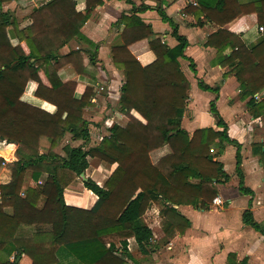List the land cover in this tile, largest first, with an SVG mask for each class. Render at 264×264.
Returning a JSON list of instances; mask_svg holds the SVG:
<instances>
[{
  "label": "trees",
  "instance_id": "obj_1",
  "mask_svg": "<svg viewBox=\"0 0 264 264\" xmlns=\"http://www.w3.org/2000/svg\"><path fill=\"white\" fill-rule=\"evenodd\" d=\"M5 1L10 0H0V139L18 143L15 150L18 159L6 162L0 156V166L5 163L12 174L0 186V252H5L0 258L16 251L13 261L0 259L1 262L18 264L16 258L26 253L33 264H142L128 248V238L134 237L139 252L154 251V232L144 219L152 203L163 217L165 242H168L191 224L179 206L208 209L218 194L217 183L230 178L211 150L216 143L223 148L234 141L215 101L210 106L220 128H198L190 136L181 123L190 81L183 73L179 58L185 57L188 38L179 32L178 24L162 8V0L157 11L171 25L172 35L177 39L175 46L162 42L152 25L137 14L122 15L119 21L126 22L123 35L129 37L143 32L150 38L155 59L142 65L127 45L111 48L114 64L125 72L118 108L129 120L125 126L113 122L98 142L86 146L91 131L83 112L91 102L94 89L87 85L78 94L77 83L63 82L58 71L65 63H71L80 76L90 78V74L81 68L80 50L62 54L60 49L81 34L84 22L104 0H85L84 10L76 9L77 0H46L33 6L32 23L23 28H19L9 9L2 8ZM196 1L198 4H189L190 10L186 8V11L196 17L203 15L219 26L209 35L207 45L215 47L238 70L248 64L255 66V47L249 52L240 38L224 26L237 15L255 13L258 24L264 27V0ZM10 26L16 37L26 42L29 55L20 54L14 47L8 32ZM262 42L264 34L259 43ZM235 46L241 49V54L239 50L236 52L237 63H234ZM188 59L195 70L194 61ZM30 66L41 67L45 72L49 85L39 84L35 96L55 105L54 111L22 98L30 79ZM199 86L215 93L219 91L218 85L212 87L204 81ZM261 88L249 85V92L254 94ZM41 137L50 139L46 150L40 148ZM77 140L83 143L72 144ZM59 145L64 154L57 150ZM165 145L170 151L154 162L151 152ZM89 156L116 163L103 185L89 176L83 183L98 196L91 211L117 221L96 228L93 235L60 245L52 241H28L26 237L33 230L50 229L55 222L67 218L64 190L86 171ZM240 165L241 155L237 151L240 192L252 193L244 185ZM43 173L47 174L46 179L39 182ZM28 178L36 184H28ZM70 221H74L72 213ZM243 222L264 235L262 225L254 219L251 210L244 211ZM84 227L79 226L78 232L88 234L91 228ZM247 262L248 258L238 261L234 253L228 256V264Z\"/></svg>",
  "mask_w": 264,
  "mask_h": 264
},
{
  "label": "crops",
  "instance_id": "obj_2",
  "mask_svg": "<svg viewBox=\"0 0 264 264\" xmlns=\"http://www.w3.org/2000/svg\"><path fill=\"white\" fill-rule=\"evenodd\" d=\"M39 1L10 0L5 1L2 8L8 9L5 7L18 4L23 6L27 12L21 17L17 14L14 16L19 28H23L32 23L30 12L33 6L46 0ZM132 1L134 3L127 0H104L94 8L90 17L84 22L80 30L81 34L73 37L60 49L62 54L71 50H80L83 58L81 68H86L88 76L90 74V78L80 76L71 63H65L59 69L58 74L63 82L77 83L78 94L83 93L87 85H91L95 90L97 84L106 82L108 91L104 101L99 104L90 102L83 112V117L89 121L91 131L86 146L98 142L102 135L108 133V127L113 122L125 126L129 120L128 115L118 108L120 87L125 79V72L114 64L111 48L127 45L142 65H147L155 59L149 44L150 38L143 32L129 37L123 35L126 22L119 21L122 15L137 14L146 23L152 25L154 33L162 42L169 46L177 44V39L172 35L171 25L164 21L157 11L161 0ZM162 2V8L178 24L179 32L186 35L189 41L185 49V57L179 58L183 73L190 81L182 126L190 136L198 128L210 126L220 128L216 124L210 106L211 101H215L219 114L227 123V132L234 141L223 148L216 143L211 150L216 154L215 159L222 162L223 170L230 178L216 185L218 190L216 196L221 197V204L216 205L212 202L208 209L192 205L179 206V209L190 219L191 224L184 233H177L168 242H164V245L159 243L161 236L156 228L160 225L161 215L157 205L152 203L147 208L144 219L154 232V251L149 254L139 252L134 237L128 238V248L133 257L138 258L137 260L142 264H228L230 253H234L238 261L248 258L247 264H264V235L243 222V213L249 209L264 230V42L259 43L264 32L259 30L260 25L255 13L237 15L225 24L224 27L237 35L249 52L255 47L253 52H256L257 64L255 66L248 64L238 70L223 54L218 53L215 47L207 45L209 35L219 26L203 15L196 17L191 11H186L189 4H198L196 0H162ZM144 6L147 8L142 10ZM85 8V0H77L76 9ZM8 32L17 51L29 55L30 49L26 42L16 37L11 26ZM233 50H235L234 63H237L239 58L236 52L239 49L235 46ZM239 53L241 54V49ZM226 54L229 55L230 51ZM188 58L194 61L195 70L190 67ZM29 70L31 75L22 98L54 111L55 105L35 96L39 84L49 85L45 72L41 67L36 66H30ZM200 81L212 87L218 85V93L200 88ZM249 85L262 88L253 94L249 92ZM132 113L144 121L137 111L133 110ZM81 143L82 140H77L72 144ZM40 144L42 150L44 145L49 146L50 139L41 137ZM17 147L18 143L12 150L10 158L2 157L7 162L17 160L18 156L15 155ZM169 151V147L165 145L157 149L154 155L159 159ZM237 151L241 155L240 168L244 185L252 193L240 192V176L236 170ZM88 161L89 166L84 176L77 177L64 190L67 218L55 222L50 229L33 230L26 237L28 241L31 240L33 243L52 241L60 245L93 235L96 228L117 221L91 211L98 196L83 183L84 178L89 176L103 185L115 169L116 163H108L91 156L88 157ZM11 175L7 165L2 164L0 185L8 182ZM44 175L46 173L42 174L39 182H43ZM28 184L35 185L36 182L30 178ZM70 213L74 215L73 223L70 221ZM81 225H85V229L91 228L88 234L78 232ZM13 254L16 255V251L0 259L12 261L10 257ZM0 256H5V252L1 251ZM16 262L33 264L26 253L19 255Z\"/></svg>",
  "mask_w": 264,
  "mask_h": 264
},
{
  "label": "rangeland",
  "instance_id": "obj_3",
  "mask_svg": "<svg viewBox=\"0 0 264 264\" xmlns=\"http://www.w3.org/2000/svg\"><path fill=\"white\" fill-rule=\"evenodd\" d=\"M36 1H38V0H36ZM40 1H43V0H40ZM39 1V2H40ZM5 7V6H4ZM5 8H8L11 12H12V14L15 16V14H17L18 16H23L26 12H27V10H25L24 9V7L23 6H21L20 4H18V5H14V6H12V7H5ZM14 12H13V11ZM31 74V73H30ZM86 119V118H85ZM87 120V119H86ZM41 145V144H40ZM168 146V145H167ZM47 147H48V145H44V147H43V149L42 150H46L47 149ZM164 147V146H163ZM169 147V146H168ZM162 148V147H161ZM57 150L59 151V152H61L62 154H64V152L62 151V145H59L58 147H57ZM157 150V149H156ZM156 150H154V151H152L151 152V158H152V160L155 162H157L163 155H161V157L158 159V157H157V155H154V153H155V151ZM170 150V149H169ZM167 154V153H166ZM15 155H17V154H15ZM165 155V154H164ZM5 160V159H4ZM7 162V161H6ZM46 176H47V174L46 175H44V179H46ZM29 179L30 178H28V180H27V182H29ZM43 179V180H44ZM26 182V183H27ZM1 186V185H0ZM157 228V233L159 234V236H161V238L159 239V243L161 244V245H164L165 243V234H164V231H163V217L161 216V222H160V225L159 226H157L156 227ZM138 259V258H137Z\"/></svg>",
  "mask_w": 264,
  "mask_h": 264
},
{
  "label": "built area",
  "instance_id": "obj_4",
  "mask_svg": "<svg viewBox=\"0 0 264 264\" xmlns=\"http://www.w3.org/2000/svg\"><path fill=\"white\" fill-rule=\"evenodd\" d=\"M259 30L260 31H264L263 25H260L259 26ZM96 87L97 88L94 90V94L91 97V103L99 104V103H101V102L104 101V99L106 97V93H107L108 90H107V86H106V82L105 81H102L101 83L97 84ZM1 195H2V191H1V187H0V200H1ZM212 202L214 204H216V205H219V204L222 203V199H221L220 196H215L213 198V201ZM10 259L13 261L15 259V255L13 254L10 257ZM0 264H3V263L0 261Z\"/></svg>",
  "mask_w": 264,
  "mask_h": 264
},
{
  "label": "water",
  "instance_id": "obj_5",
  "mask_svg": "<svg viewBox=\"0 0 264 264\" xmlns=\"http://www.w3.org/2000/svg\"><path fill=\"white\" fill-rule=\"evenodd\" d=\"M15 141H7L6 139L1 140L0 139V155L6 157V155L10 154L12 150L10 148H7L10 144H13L14 147L16 146ZM84 176V173L81 174ZM86 178V177H85Z\"/></svg>",
  "mask_w": 264,
  "mask_h": 264
},
{
  "label": "bare ground",
  "instance_id": "obj_6",
  "mask_svg": "<svg viewBox=\"0 0 264 264\" xmlns=\"http://www.w3.org/2000/svg\"><path fill=\"white\" fill-rule=\"evenodd\" d=\"M7 148H10L11 150H13V149H14V145H13V144H10ZM11 154H12V153L6 155V157H7V158H10Z\"/></svg>",
  "mask_w": 264,
  "mask_h": 264
}]
</instances>
